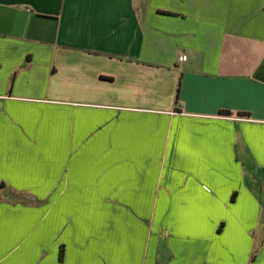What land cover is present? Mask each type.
<instances>
[{"label": "crops", "instance_id": "obj_1", "mask_svg": "<svg viewBox=\"0 0 264 264\" xmlns=\"http://www.w3.org/2000/svg\"><path fill=\"white\" fill-rule=\"evenodd\" d=\"M0 264H264V0H0Z\"/></svg>", "mask_w": 264, "mask_h": 264}, {"label": "built area", "instance_id": "obj_2", "mask_svg": "<svg viewBox=\"0 0 264 264\" xmlns=\"http://www.w3.org/2000/svg\"><path fill=\"white\" fill-rule=\"evenodd\" d=\"M181 61H185L186 60V58L185 57H183L182 59H180Z\"/></svg>", "mask_w": 264, "mask_h": 264}]
</instances>
